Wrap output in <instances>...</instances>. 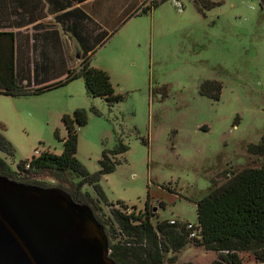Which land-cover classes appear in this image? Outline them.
I'll list each match as a JSON object with an SVG mask.
<instances>
[{"label": "rangeland", "instance_id": "rangeland-1", "mask_svg": "<svg viewBox=\"0 0 264 264\" xmlns=\"http://www.w3.org/2000/svg\"><path fill=\"white\" fill-rule=\"evenodd\" d=\"M220 1L199 10L193 0H168L120 25L90 60L110 76L123 97L117 103L88 97L82 78L42 94H0V124L14 150L13 157L0 151V158L16 172L36 152L61 155L63 117L84 110L88 123L77 129L76 155L83 170L96 174L104 150L129 147L114 158L116 171L101 178L109 203L139 213L149 199L154 221L197 225L196 204L213 182L220 186L233 173L264 167V156L250 150L264 141V11L259 0ZM206 81L222 85L218 100L200 93ZM22 177L67 193L78 187L95 199L72 169ZM100 207L107 216L109 208ZM173 257L180 264L217 259L193 245L166 254Z\"/></svg>", "mask_w": 264, "mask_h": 264}, {"label": "trees", "instance_id": "trees-1", "mask_svg": "<svg viewBox=\"0 0 264 264\" xmlns=\"http://www.w3.org/2000/svg\"><path fill=\"white\" fill-rule=\"evenodd\" d=\"M166 1L168 0H152L127 15V18L150 14ZM193 1L199 10L209 7L212 9L222 3L220 0ZM259 4L264 11V0H259ZM120 25H117V28ZM115 30L109 34L98 25L91 24L88 19L85 20V29L80 25L69 27L67 32H72L83 53L79 61L80 68L69 73L64 80L49 86L45 85L48 79H39L36 60L33 64V80L21 78L19 63L15 60L13 33L0 32V94L10 97L42 94L82 78L88 97L104 98L110 104L121 101L123 97L115 94L110 76L103 70L91 67L88 55L94 54L103 46ZM88 41H91L92 45L84 50L82 45ZM32 83L36 88H32ZM221 90L220 83L206 81L201 86L200 93L209 97L213 95L211 98L218 100ZM62 120L67 129V137L63 141L61 155L43 152L29 160L21 161L16 172L11 171L6 161L0 158V175L19 183L43 187L22 180V175L48 171L66 173L71 169L79 173L83 177V183L93 189L95 199L88 193L83 194L78 187L74 191H67L76 203L89 205L95 218L105 226L109 236L110 257L117 264H180L176 262L175 257L166 259V254H178L188 245L215 253L217 259L212 264H244L245 256L264 263V167L233 173V177L220 186L213 182L209 193L196 204L199 231L196 238L190 239V232L186 229L184 221H175L174 224L170 221H154L155 214H152L149 199L146 201L145 211L139 213L130 211L122 204L120 208H116L114 204L109 203L100 184L101 178L116 171L114 158L126 153L129 147L120 143L113 151L104 150L100 160L101 169L96 174H88L76 159L77 129L88 123L87 112L77 110L73 115H65ZM250 150L254 155L264 156V141L258 146H252ZM0 151L14 156L12 144L4 136L1 124ZM101 203L109 208L107 216L99 215L103 211ZM161 206H164L163 203Z\"/></svg>", "mask_w": 264, "mask_h": 264}, {"label": "water", "instance_id": "water-1", "mask_svg": "<svg viewBox=\"0 0 264 264\" xmlns=\"http://www.w3.org/2000/svg\"><path fill=\"white\" fill-rule=\"evenodd\" d=\"M0 264L117 263L105 227L87 204L60 188L0 175Z\"/></svg>", "mask_w": 264, "mask_h": 264}, {"label": "crops", "instance_id": "crops-1", "mask_svg": "<svg viewBox=\"0 0 264 264\" xmlns=\"http://www.w3.org/2000/svg\"><path fill=\"white\" fill-rule=\"evenodd\" d=\"M151 1L0 0V32L13 33L15 60L19 63L21 78L33 80L36 60L39 79H48L45 85L49 86L80 68L81 58L77 59L76 53L80 52L81 57L83 53L72 32H67L69 27L80 25L85 29L88 19L111 34L118 30L117 25L127 22V15ZM91 45L88 41L82 47L85 50ZM88 55L91 60L94 54ZM32 88H36L34 84Z\"/></svg>", "mask_w": 264, "mask_h": 264}, {"label": "built area", "instance_id": "built-area-1", "mask_svg": "<svg viewBox=\"0 0 264 264\" xmlns=\"http://www.w3.org/2000/svg\"><path fill=\"white\" fill-rule=\"evenodd\" d=\"M36 155H39L36 152ZM171 224L175 223V220L170 221ZM186 225V229L190 232V239L197 237V232L199 231L198 225H193L191 223H184Z\"/></svg>", "mask_w": 264, "mask_h": 264}]
</instances>
